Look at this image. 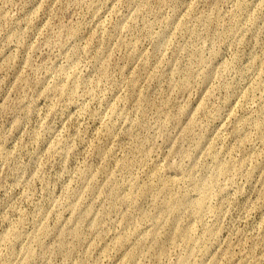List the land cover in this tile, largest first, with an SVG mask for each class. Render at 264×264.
I'll use <instances>...</instances> for the list:
<instances>
[{"label":"rangeland","instance_id":"rangeland-1","mask_svg":"<svg viewBox=\"0 0 264 264\" xmlns=\"http://www.w3.org/2000/svg\"><path fill=\"white\" fill-rule=\"evenodd\" d=\"M0 264H264V0H0Z\"/></svg>","mask_w":264,"mask_h":264}]
</instances>
